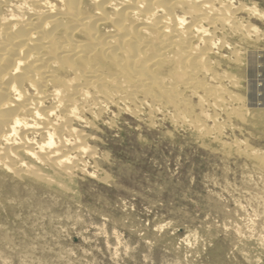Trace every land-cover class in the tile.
<instances>
[{"label":"bare ground","instance_id":"bare-ground-1","mask_svg":"<svg viewBox=\"0 0 264 264\" xmlns=\"http://www.w3.org/2000/svg\"><path fill=\"white\" fill-rule=\"evenodd\" d=\"M261 18L245 0H0V250L19 210L49 217L103 173L98 135L116 119L227 145V120L245 122L236 76ZM259 150L244 155L264 169Z\"/></svg>","mask_w":264,"mask_h":264},{"label":"rangeland","instance_id":"rangeland-1","mask_svg":"<svg viewBox=\"0 0 264 264\" xmlns=\"http://www.w3.org/2000/svg\"><path fill=\"white\" fill-rule=\"evenodd\" d=\"M245 1L264 12V0ZM261 19L236 76L243 102L233 107L245 122L227 120V145L166 122L116 119L98 135L109 146L103 173L81 180V196L59 198L49 217L19 210V226L2 228L0 264H264V169L244 155L264 153Z\"/></svg>","mask_w":264,"mask_h":264}]
</instances>
